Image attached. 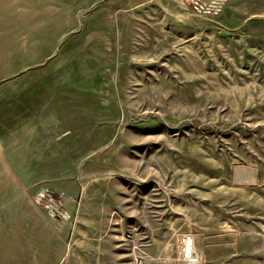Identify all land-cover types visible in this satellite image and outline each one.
I'll return each instance as SVG.
<instances>
[{
  "label": "rangeland",
  "instance_id": "rangeland-1",
  "mask_svg": "<svg viewBox=\"0 0 264 264\" xmlns=\"http://www.w3.org/2000/svg\"><path fill=\"white\" fill-rule=\"evenodd\" d=\"M99 3L101 30L64 45L53 130L100 264H264V0ZM51 190L69 218L38 205L70 220Z\"/></svg>",
  "mask_w": 264,
  "mask_h": 264
},
{
  "label": "crops",
  "instance_id": "crops-1",
  "mask_svg": "<svg viewBox=\"0 0 264 264\" xmlns=\"http://www.w3.org/2000/svg\"><path fill=\"white\" fill-rule=\"evenodd\" d=\"M90 1L0 0V263L100 264L103 235L88 208L89 190L55 175L68 169L66 137L53 130L64 122L53 115L55 88L64 84L59 77L70 73L64 45L77 42L73 34L82 29L84 43L103 26L94 20L101 0ZM87 5L95 10L91 21ZM44 189L67 198L70 220L59 223L35 203Z\"/></svg>",
  "mask_w": 264,
  "mask_h": 264
},
{
  "label": "built area",
  "instance_id": "built-area-1",
  "mask_svg": "<svg viewBox=\"0 0 264 264\" xmlns=\"http://www.w3.org/2000/svg\"><path fill=\"white\" fill-rule=\"evenodd\" d=\"M52 193L51 189H44L36 198V203L50 211L53 217L56 216L62 220L68 219L70 215L62 208V200L56 198Z\"/></svg>",
  "mask_w": 264,
  "mask_h": 264
},
{
  "label": "bare ground",
  "instance_id": "bare-ground-1",
  "mask_svg": "<svg viewBox=\"0 0 264 264\" xmlns=\"http://www.w3.org/2000/svg\"><path fill=\"white\" fill-rule=\"evenodd\" d=\"M186 249H187L186 251H187V254H188V255L187 254L186 255L189 256V257H191L192 256L191 253L193 251L192 245L191 244H188Z\"/></svg>",
  "mask_w": 264,
  "mask_h": 264
}]
</instances>
